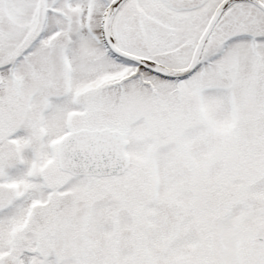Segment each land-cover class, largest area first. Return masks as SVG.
<instances>
[{"label": "snow or ice", "instance_id": "snow-or-ice-1", "mask_svg": "<svg viewBox=\"0 0 264 264\" xmlns=\"http://www.w3.org/2000/svg\"><path fill=\"white\" fill-rule=\"evenodd\" d=\"M0 264H264V0H0Z\"/></svg>", "mask_w": 264, "mask_h": 264}]
</instances>
